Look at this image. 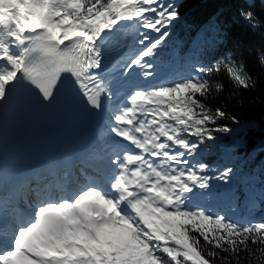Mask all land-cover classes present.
I'll return each instance as SVG.
<instances>
[{
    "label": "snow or ice",
    "instance_id": "obj_1",
    "mask_svg": "<svg viewBox=\"0 0 264 264\" xmlns=\"http://www.w3.org/2000/svg\"><path fill=\"white\" fill-rule=\"evenodd\" d=\"M179 19L175 0H0V264H241L242 253L264 264V220L210 206L235 169L204 159L232 131L218 122L236 120L207 103L223 90L211 77L254 82L235 56L206 62L198 50L188 75L156 80ZM37 107L94 123L95 141L25 165L10 131ZM84 159L95 163L59 192L37 184L25 211L10 210L23 180Z\"/></svg>",
    "mask_w": 264,
    "mask_h": 264
},
{
    "label": "trees",
    "instance_id": "obj_2",
    "mask_svg": "<svg viewBox=\"0 0 264 264\" xmlns=\"http://www.w3.org/2000/svg\"><path fill=\"white\" fill-rule=\"evenodd\" d=\"M180 19L167 38L163 62L183 71L191 70L189 60L198 50L206 62H215L233 55L244 63L254 86H236L221 72L211 77L223 85L216 92L213 87L207 103L215 109L222 107L236 120L224 119L231 133H218L205 156L213 166L235 169L231 185H220L219 191L229 189L234 195H245L248 190L264 189V23L251 27L240 15L252 11L264 21V0H176ZM216 182L214 181V184ZM258 199V198H257ZM262 202L259 199V203ZM242 211L241 202H239ZM227 255V254H223ZM241 254V264H249ZM233 264L235 262L233 261ZM251 264H256L251 261Z\"/></svg>",
    "mask_w": 264,
    "mask_h": 264
},
{
    "label": "rangeland",
    "instance_id": "obj_3",
    "mask_svg": "<svg viewBox=\"0 0 264 264\" xmlns=\"http://www.w3.org/2000/svg\"><path fill=\"white\" fill-rule=\"evenodd\" d=\"M176 1V0H175ZM174 25L171 28V31L173 30ZM173 67H170L169 64L167 63H162L161 65H158V72H157V76H156V80L162 79L165 76H168L169 74L172 75V78L174 79H178L182 76H186V74H181L180 76H178V73H173ZM189 74V73H188ZM187 74V75H188ZM153 81H145L144 84H150ZM64 186V185H63ZM262 193H264V190H254V191H249L246 196H245V202H248V205L252 206V201L254 200V197L257 196L259 198H261ZM237 200V199H236ZM227 203L231 204L232 207H237V202L235 200H231V196L228 193H224L220 199H213L210 202V206L218 208L219 206H225ZM264 208V207H263ZM253 216V215H252ZM251 216V219L254 220V218Z\"/></svg>",
    "mask_w": 264,
    "mask_h": 264
},
{
    "label": "bare ground",
    "instance_id": "obj_4",
    "mask_svg": "<svg viewBox=\"0 0 264 264\" xmlns=\"http://www.w3.org/2000/svg\"><path fill=\"white\" fill-rule=\"evenodd\" d=\"M133 34H134V32L129 31L128 33H126V35H125V39H127V40L130 42L131 37H132ZM59 187L61 188V187H63V185H62L61 183H56L54 186L51 187V189H52V190H55L56 192H58L57 189H58Z\"/></svg>",
    "mask_w": 264,
    "mask_h": 264
}]
</instances>
